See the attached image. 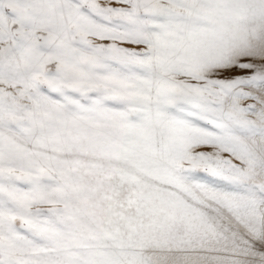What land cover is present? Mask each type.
Listing matches in <instances>:
<instances>
[{"label": "snow or ice", "instance_id": "snow-or-ice-1", "mask_svg": "<svg viewBox=\"0 0 264 264\" xmlns=\"http://www.w3.org/2000/svg\"><path fill=\"white\" fill-rule=\"evenodd\" d=\"M0 264H264V0H0Z\"/></svg>", "mask_w": 264, "mask_h": 264}]
</instances>
